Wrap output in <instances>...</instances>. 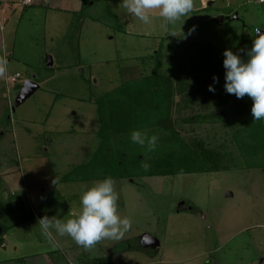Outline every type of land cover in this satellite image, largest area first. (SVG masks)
<instances>
[{
    "label": "rangeland",
    "instance_id": "obj_1",
    "mask_svg": "<svg viewBox=\"0 0 264 264\" xmlns=\"http://www.w3.org/2000/svg\"><path fill=\"white\" fill-rule=\"evenodd\" d=\"M21 1L0 0L15 13L5 50L22 62L12 63L13 71L36 75L41 89L0 88V264H264V165H254L260 154L220 171L133 178L111 164L118 158L111 154L104 172L114 181L118 214L131 221L119 240L85 250L54 231L49 240L36 226L45 215L75 218L80 194L106 177L61 181L78 165L101 163L98 109L107 112L109 94L125 80L149 77L158 85L153 114L170 115L190 146L226 144L239 156L232 132L240 128L243 136L245 129L213 114L245 102L224 90L222 54L230 49L247 59L240 50L251 47L257 29L264 32L259 0H192L190 13L166 26L158 10L144 24L118 9L120 0ZM235 13V20L213 21ZM43 52L53 57L52 67H39L34 56ZM144 233L159 240L157 252L140 249Z\"/></svg>",
    "mask_w": 264,
    "mask_h": 264
},
{
    "label": "trees",
    "instance_id": "obj_2",
    "mask_svg": "<svg viewBox=\"0 0 264 264\" xmlns=\"http://www.w3.org/2000/svg\"><path fill=\"white\" fill-rule=\"evenodd\" d=\"M144 80L146 84L141 83L138 79L123 81L121 90L117 89L109 94V107L107 108L109 111L107 110L104 114L101 107H99L98 114L101 120L95 135L98 140L96 153L102 159L101 163L96 166H91L88 163L78 165L74 172L65 175L61 181H92L95 178L100 179L99 177L111 176L104 172L107 168L106 159L111 154H116L118 157L111 164H114L117 169H126L128 178L164 177L220 171L228 169L230 164L236 166V161L241 160L244 156L253 155L257 157L260 154L262 156L257 158L264 157V121L252 120L250 112L252 101L247 95H245V102L239 105L235 111L222 109L219 114H213L219 122L229 115V119L237 120V125L245 129V132L242 131L243 136L240 135V128L232 132L236 143L235 148L239 153L238 157H234L226 144L204 148V144L201 142L195 143V146L186 143L176 132V122L173 126H170L169 121L172 119L170 115L157 117L153 114L156 113L154 103L155 99L158 98L156 94L158 85L152 83V81L149 84L151 80L149 77H145ZM133 94H135V98ZM149 94L150 97L146 100ZM142 104L146 106L141 108ZM159 109L162 108L159 106ZM142 111L151 114L146 117H137L136 113L139 114ZM221 114H224V116ZM196 118H199V116ZM134 130L141 131L149 136L157 135L156 148L148 151L146 147L132 143L130 133ZM134 146H137V148H130ZM254 165L262 167L264 159L259 164ZM96 170L100 171L95 172ZM137 241L139 244V240ZM124 244L126 245V243ZM139 247L142 251H147L150 254L154 252L143 249L140 244Z\"/></svg>",
    "mask_w": 264,
    "mask_h": 264
},
{
    "label": "clouds",
    "instance_id": "obj_3",
    "mask_svg": "<svg viewBox=\"0 0 264 264\" xmlns=\"http://www.w3.org/2000/svg\"><path fill=\"white\" fill-rule=\"evenodd\" d=\"M192 8V0H120L118 5V9H123L144 24L150 23L148 12L158 10L165 26L179 21ZM192 31L194 29H190L189 34ZM240 51L246 55V60L230 49H225L222 54L225 69L224 90L228 94H234L237 99L247 95L252 101V120L264 121V32L257 29L251 47ZM213 81L216 82L215 76ZM209 91H214L212 85H209ZM130 140L152 151L157 146L158 136H149L134 130L130 133ZM52 183L56 185V178ZM117 199L113 179L105 177L80 194V210L75 218L64 220L58 216L45 215L37 220L36 226L39 227L41 235L49 240L52 239L54 231L58 236L67 235L85 250L102 239L119 240L130 229L131 221L118 214ZM144 241L149 242L147 237Z\"/></svg>",
    "mask_w": 264,
    "mask_h": 264
},
{
    "label": "crops",
    "instance_id": "obj_4",
    "mask_svg": "<svg viewBox=\"0 0 264 264\" xmlns=\"http://www.w3.org/2000/svg\"><path fill=\"white\" fill-rule=\"evenodd\" d=\"M33 3H34V0H32V2L30 4L25 3V0H22L20 5L21 6H31ZM259 3H260V1H259ZM260 5H261V3H260ZM0 7L2 9L1 14L3 15V18L2 19L0 18V32H1V34H0V55L2 57L0 60L2 61V66H3L2 70L0 67V88L5 86L6 93L8 94L9 91L11 90V88L16 89L17 91L22 90L27 81H33L34 83H36L38 85L36 88H34V91H37V90L41 89V87H40L39 82H37L36 79L34 78V76L36 77V75H34L32 77V80L30 78L25 79V77L24 78L22 77L23 76L22 73H20L19 71H15L16 69H14L15 72L13 71L11 64L15 62L16 64L20 65L22 62H21V60L14 59L13 58V56H14L13 51H11L12 53L9 54V52H7L5 50V48H6V43L9 40H12V29H10V23L12 22V20H13L12 16H14L15 13L10 12V14H8V11H7V8L9 7L8 4L0 5ZM58 9H59V11H57V13L60 14L62 12V10L60 8H58ZM54 10L56 11L55 8H54ZM67 11L69 12L70 10H67ZM52 16L54 18V15H52ZM214 19H216V18H214ZM11 43H12V41H11ZM34 57H37V60H38L37 62L39 64L40 68L52 67L54 65L53 57L50 54L46 55V53L43 52L41 55H39V56L35 55ZM24 64H26V63H24ZM59 67H63V66H59ZM14 79H15V81H14ZM4 98H5V96L2 92L0 94V100L5 103ZM1 240H2L1 241V243H2L1 247H2V245L3 246L5 245V243H3L5 241L3 239H1ZM105 257H106V255H105ZM80 261H85V260L80 259L79 263H80Z\"/></svg>",
    "mask_w": 264,
    "mask_h": 264
},
{
    "label": "water",
    "instance_id": "obj_5",
    "mask_svg": "<svg viewBox=\"0 0 264 264\" xmlns=\"http://www.w3.org/2000/svg\"><path fill=\"white\" fill-rule=\"evenodd\" d=\"M238 18V15L235 13L234 15H232V16H227V17H223V16H221V17H219V18H216V19H214V21L216 22V23H218V22H221V23H223L225 20H227V21H230V20H235V19H237ZM38 85L36 84V83H34L33 81H27L26 83H25V85H24V88L22 89V93H23V91H24V94H27V92H31V91H33L34 90V88H36ZM170 126H172L171 125V123H170ZM181 205H184V203H180V206ZM189 210H192V208H188ZM145 237H147L148 238V241L149 242H145L144 241V238ZM139 244H140V246L143 248V249H149V250H152V251H154V252H157L158 251V249H159V247H160V242H159V240L155 237V236H152V235H150V234H147V233H144V234H142L140 237H139Z\"/></svg>",
    "mask_w": 264,
    "mask_h": 264
},
{
    "label": "built area",
    "instance_id": "obj_6",
    "mask_svg": "<svg viewBox=\"0 0 264 264\" xmlns=\"http://www.w3.org/2000/svg\"><path fill=\"white\" fill-rule=\"evenodd\" d=\"M31 2H32V0H25V3L30 4ZM260 3L262 5V21L264 24V0H260ZM14 81H15V79H14Z\"/></svg>",
    "mask_w": 264,
    "mask_h": 264
},
{
    "label": "flooded vegetation",
    "instance_id": "obj_7",
    "mask_svg": "<svg viewBox=\"0 0 264 264\" xmlns=\"http://www.w3.org/2000/svg\"><path fill=\"white\" fill-rule=\"evenodd\" d=\"M154 253V252H153Z\"/></svg>",
    "mask_w": 264,
    "mask_h": 264
}]
</instances>
